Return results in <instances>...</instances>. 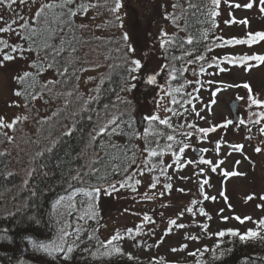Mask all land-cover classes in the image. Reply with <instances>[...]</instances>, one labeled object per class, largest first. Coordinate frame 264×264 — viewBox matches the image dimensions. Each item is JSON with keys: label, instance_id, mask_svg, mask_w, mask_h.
<instances>
[{"label": "rangeland", "instance_id": "374dc122", "mask_svg": "<svg viewBox=\"0 0 264 264\" xmlns=\"http://www.w3.org/2000/svg\"><path fill=\"white\" fill-rule=\"evenodd\" d=\"M47 2L48 0H35V2L27 0V3L20 4L17 0V3L11 7H8L6 3L0 4V17H3L0 20V28L5 27L18 16H23L24 20L30 22L40 5ZM88 2L98 6L91 7L87 15L78 14L75 17L79 25H86L80 28L82 44L75 59L79 69V92L83 96L92 95L96 86L109 71L110 65L125 64L124 53L127 52V46L122 37L124 33H127V44L135 49V57L142 60L144 67L138 74L139 78L131 81L136 84V88L123 91L120 97L129 102L127 109L135 116L137 124L142 125L144 115L155 113L158 104L161 105L159 115L162 118L171 116V113L164 111L165 106H171V98L165 97L163 101L160 100L162 95L160 86L165 85L166 74L161 73L155 85L148 84L145 76L148 73H155L162 64L167 63L165 51L159 43L161 30L170 35L179 33L180 30L171 19L166 18V13L181 17L186 0H122L123 6L116 14L109 10L112 7L111 0H108V3H105V0H88ZM248 2L250 0H221L218 7L211 3L214 10L219 13L216 16V33L211 51L206 53L205 61L186 65L188 71L185 72V80L193 81L186 87L193 97L192 104H188L187 111H184L182 115L171 116L176 126L185 123L195 124L198 129L221 125L227 120H232L230 103L237 99L239 101L237 114L243 119L245 129L240 130L234 123L229 124L227 128L218 127L214 132L206 135L194 129H183V131H193V135L186 140L191 147L185 150L182 162L189 159L198 161L201 153L196 154L194 149L207 148L209 151L202 154L205 159L212 160L213 163L224 161L216 172H212L210 166L198 163L187 164L180 169L173 166L168 169L171 180L160 176L157 187L152 189L149 184L152 182V177L159 175V172L145 171L141 176L139 169L134 165V169L130 172H135V178L142 181L136 186L135 191L129 187L119 188L117 185L119 190L111 195L101 192L96 202L99 216L95 228L104 240L119 230L123 239L115 243L122 248L127 257L130 253L133 259L141 261L164 260L170 264H198V261H203L206 264H213L214 253L211 250L216 249L218 243L219 249H224L229 244V235L221 238L215 233L226 229H238L241 233L248 229L256 230L259 228L256 222L264 218V200L260 198L264 196V133L261 132V128H264V117L259 116L260 112H264V105L249 107L250 94L243 87L245 83L250 84L251 95L264 100V63L248 61L253 67L246 70L244 66L230 64L223 59L225 56L264 55V41L250 46L248 44L228 45L222 42L231 38L246 39L250 32L264 31V13L259 11V0H251L253 2L251 9L243 7ZM173 4L179 7L174 9ZM235 4H240L241 7L237 8ZM116 15L121 17L122 27L120 21L116 20ZM244 19L248 20L247 25L239 22ZM24 20H17V24L12 27L19 31L18 25ZM226 21L233 22L225 23ZM177 23L180 25V19ZM0 38L7 40L9 44H16L19 41L16 31L0 33ZM216 38H222V40ZM214 58L218 59L213 62ZM209 64L212 66L209 67ZM201 65L205 68L203 73L199 72ZM28 68V57L21 59L19 56L0 67V117L4 118L6 123L12 122L17 116L21 117L16 121L14 128L1 130L7 133V136L13 137L9 141L3 136L2 147L7 150L12 165L10 168L21 175L28 174L29 164L34 154L47 144L44 134L48 130L45 129L43 132L42 127L63 104L62 93L59 91L51 92L45 89L31 103H25L20 96L14 95V92L18 90L14 77L21 75ZM220 68L226 71L221 72ZM193 69L196 70L195 75ZM45 79L48 81L51 76H45ZM196 80H200L201 83L196 84ZM13 101L19 106H14ZM193 104L195 112L200 113L199 117L192 111ZM257 119L259 123H255ZM217 141H221L219 152L215 148ZM225 143L243 145V150L230 149ZM256 147H260L262 151L257 153ZM230 152L231 155H229ZM145 156L146 153L139 158L138 163ZM166 159V164H169L173 157L167 155ZM237 161L239 164L236 163ZM140 166L143 167L142 164ZM200 168L204 169L203 173H200ZM223 170L237 171L246 175L225 178L221 174ZM181 177H187V179H181ZM204 179L209 180V184L204 186L205 192L209 196H215V201L202 200L199 183ZM120 180L122 178L116 181ZM166 183L172 184L170 191L163 187ZM181 188L185 190L183 193L177 190ZM160 192H165V195L161 197ZM221 192L227 200L221 196ZM249 195H252L253 199L248 200ZM192 200L202 201V203L193 206ZM187 207H193L195 216L185 211ZM199 207L205 209L211 216V220L197 211ZM220 209H223L222 213ZM182 211L184 215L178 218V214ZM145 214L151 217L154 223L144 221ZM222 216H227L229 219L224 221L221 219ZM235 216H240L242 219L248 216L252 219L240 223L234 218ZM172 219H176L177 224H185L186 227L177 228L171 225L169 221ZM205 223L208 224L207 230L201 227ZM79 224L82 225L80 237L86 238L91 233V229H88L90 223L80 220ZM138 225L142 226L140 234L134 231ZM169 227L172 231L165 235V230ZM128 229H133L132 237L134 238L127 234ZM149 229L152 231L150 232ZM261 235H264V230H261ZM192 236L199 239H190L189 237ZM184 244L187 248L179 250ZM205 246L209 251H204ZM173 248L178 251H171ZM189 253L196 254L189 255Z\"/></svg>", "mask_w": 264, "mask_h": 264}, {"label": "snow or ice", "instance_id": "6c2138e0", "mask_svg": "<svg viewBox=\"0 0 264 264\" xmlns=\"http://www.w3.org/2000/svg\"><path fill=\"white\" fill-rule=\"evenodd\" d=\"M35 2V0H33ZM221 0H211L212 5L219 6ZM7 4L8 7H11L17 0H0V4ZM20 4L27 3V0H19ZM105 3H108V0H105ZM112 7L109 9L114 14L119 13L122 8V0H111ZM98 5L91 4L88 0H48L47 3H43L40 5L39 9L36 11L35 15L31 18L32 23H29L27 20H24L23 16H18L17 19H13L10 23L6 24L5 27L0 28V33L3 32H11L16 31V34L21 37L23 41L27 43V47L24 46L23 43L17 44H9L7 40L0 38V67H3L5 62L13 61L19 56L21 59H25V53H35L37 59H34L29 64L30 68L36 69L35 72L25 71L22 75H18L14 77L18 84L25 86V91L16 90L14 95L22 96V95H31L28 93L27 89L35 90V86L37 84V76L46 71L47 69L56 68L60 75H63L68 71L67 67L61 68L57 67V58L61 57L65 51L75 52V47L72 46L71 40L67 38V35H70L74 31V27H86V25H74V18L80 15H87L89 9L91 7H96ZM230 6H232L230 4ZM235 7H241L240 4H235ZM259 11L264 13V0H259ZM174 9L179 7L177 4H173ZM244 8L251 9L253 7V2H248L243 5ZM188 8L194 9L197 8L196 3L193 0H188ZM219 13L216 10H211L209 15L211 17L217 16ZM183 15V11L181 12ZM116 20L120 21V26H123L121 17L116 15ZM166 18L171 19L176 27L179 29L180 25L177 21L180 19L179 16L174 15L173 13H166ZM3 17H0L2 20ZM17 20H24V23L18 25V28L22 31H17L12 27V25L17 24ZM233 21H226L225 23H232ZM242 24L247 25L249 22L247 19L239 21ZM213 25L215 26V21L213 20ZM67 28L68 33L64 34L65 29ZM59 38V44L55 43V40ZM123 40L127 46V52L125 55V64L127 70V80L128 83L121 87V91H131L136 88V84L131 81H136L139 76L140 70L144 67L142 60L135 57V49L132 48L130 44H127L128 34H123ZM203 39H208L207 31H205L203 35ZM218 40H222V38H216ZM259 41H264V31L256 32V33H248L246 39H237L231 38L228 40H223L224 44L235 45V44H248L249 46ZM160 47L164 49L165 52H168L169 49L178 47L183 50V55L175 56L172 55L170 57L166 56L165 59L168 60V63L162 64L160 69L155 73H148L145 76V80L148 84L155 85L157 84V77L161 75V73H165L167 76V80L165 81V85H161V93L160 100L163 101L165 97H170V105H180L181 101L177 99V94L182 93L184 91V85L181 84L179 86H173L169 81H175L178 78L179 74H182L188 71L186 65L195 64L198 61H205L206 55L200 54L197 55L194 59H189L192 53L186 49H184L185 38L177 37L175 34H169L166 31L161 30L160 38H159ZM186 43L192 45L194 43L193 35L189 34L186 37ZM5 49H9V51H5ZM43 51L45 53L44 60L39 59L40 52ZM207 51L210 52L211 48H207ZM17 55H13V54ZM214 58L213 62H215ZM225 61L230 64H239L244 66L246 70H250L253 67L252 64H249L248 61H258L260 63H264V55H243V56H225L223 57ZM184 61V65L177 68L174 61ZM45 61L47 62L45 64ZM212 65L209 64V67ZM221 72L226 71L224 68L219 69ZM199 72H205V68L203 65L200 66ZM136 73V74H134ZM193 74H196V70L193 69ZM91 79V78H90ZM50 84L58 83V81H49ZM185 84H191L193 81L185 80ZM196 84H200V80L195 81ZM209 83H213L209 81ZM46 87V85H45ZM249 92V107L252 105H264V100L257 99L251 95L252 88L250 84L245 83L243 85ZM194 91H199V89H194ZM189 99L184 100L183 104H192L193 97L191 93L187 94ZM36 96L32 95V99H35ZM96 99L95 97H88L84 100L82 111L88 110V105ZM242 99V98H240ZM117 100L121 103H129L128 101L123 100L121 97H117ZM214 103V101H213ZM14 106H19L17 102L13 101ZM160 104L157 105V110L153 114H146L142 117V125L141 128L138 129L136 127L135 117L132 116L129 112L124 111L119 115H110L108 113V105L104 106L103 113L97 112L96 116L98 119L103 117L101 120L99 127L94 128L93 132L89 133V142L86 145L87 148L92 149L94 151V155L90 159L88 163H86L82 168L75 169V175H69L67 178V188L65 189L66 195L59 196L54 203L52 204V212L55 214L54 223L57 226L56 236L54 239L41 240L38 238H33L31 235L28 236V239L31 243V247L33 251L38 253H44L47 256L51 257L53 260L58 257L65 260L71 261L72 254L74 251L79 248V244L77 241L80 240V233L82 231L81 225L79 224L80 220H84L85 217L89 219H95L97 217L96 210V202L103 192L105 195H111L113 192L118 191L119 188L129 187L132 188L133 191L136 190V186L140 185L142 181L140 179H136V173L130 172L129 170L133 165H136L139 169V174L142 176L145 171L159 172V175H154L152 177V182L149 184V187L155 189L157 184L159 183L160 176L166 177L168 180H171V176L168 175V169L175 166L176 169H180L185 167L187 164H203L211 167L212 172H216L217 168L220 164H223L224 161L220 160L217 163H213L212 160L205 159L203 157V153L209 151V149H194L195 151H199L201 153L200 159L198 161L186 160L182 162V156L186 149L190 148V143L186 142L187 138H190L193 135V131H183V129H194L201 134H207L209 132H214L216 128L223 127L227 128L229 124H232V120H227L221 125H214L209 128H198L195 124H179L177 126H173L171 123V116H179L182 115L181 112L177 110L175 107L165 106L164 111L166 113H171V116H164L163 118L159 115ZM184 111H187L185 108ZM192 111L195 112V105H192ZM195 114L199 117L200 113L195 112ZM127 116V120L124 117ZM260 117H264V112L259 113ZM203 119V117H200ZM21 117L17 116L12 122L6 123L4 118L0 117V130L4 128L12 129L16 121L20 120ZM23 119H27V117H23ZM89 120H92V116L88 117ZM259 119L255 121V123H259ZM240 124H243V119H240ZM165 126V127H161ZM167 129L168 131H166ZM75 131V125L72 128H68L66 132L62 133V136H70ZM261 132L264 133V128H261ZM0 135H3L6 139L11 141L13 137L7 136V133L0 131ZM116 135H123L128 137V143L121 145L114 142L111 138ZM178 136H182L185 139H178ZM108 137L107 140L104 138ZM140 140L144 147L140 148L138 144L133 143L134 140ZM250 139V137H249ZM60 138H57L51 141L50 145L41 151L36 153V158L43 157L45 153H52L54 148L59 143ZM221 141H217L215 144L216 151L219 152ZM231 148L242 151L243 145H229ZM100 149L104 151V156L101 157L98 154H95V150ZM255 151L260 153L262 149L260 147H256ZM146 153L145 158L138 163V154L143 155ZM167 153H171L173 157L172 162L169 164H165L163 161V156ZM2 155V153H0ZM231 155V152L229 153ZM160 157V159L156 162L153 161V158ZM247 158V157H246ZM239 164V161L236 162ZM143 165L141 167L140 165ZM99 165V167H97ZM59 163L57 167H59ZM41 169L45 166L41 165ZM36 169L33 168L28 172V178L30 179L32 175L35 173ZM72 170H69V173ZM204 169L200 168V173H203ZM120 174L122 176V180L113 182L111 180V176ZM222 176L225 178L232 176H243L246 173H240L237 171H222ZM9 176L13 175V173L9 172ZM47 175V173H44ZM181 179H187V177H181ZM95 181V182H93ZM28 179L24 181V184L27 185ZM209 184L208 179H204L199 183V191L202 194V200H213L215 201V196H209L207 192H205L204 186ZM80 185V186H77ZM119 185V188L117 187ZM166 190L172 189L171 183H166L163 186ZM179 192L183 193L185 190L183 188L177 189ZM32 195H36L33 191ZM147 195V194H145ZM159 195L162 197L165 195V192H160ZM77 196H83L84 199L79 201L80 207H77ZM221 196H224L225 200L227 197L221 192ZM149 199H153L154 197H148ZM264 200V196L260 197ZM248 200L253 199L252 195L247 197ZM202 203V201L192 200L191 204L193 206ZM231 207V205H229ZM63 209V211H61ZM188 213H192L195 216V212L193 211V207H187L185 209ZM197 211L205 216L208 220H211V216L205 211L203 207H199ZM220 212H223V209H220ZM76 214L75 219L77 221L75 228L70 231L69 229L73 228L71 219L73 214ZM184 212H180L178 214V218L182 217ZM240 223H244V221L251 220V217L245 216L243 219L240 216L234 217ZM222 220L227 221L229 218L227 216H222ZM144 221H148L154 223L152 218L145 214ZM33 223L36 226H39L42 221L40 218H36ZM171 225H175L177 228H185V224H177L176 219H172L169 221ZM259 225V228L256 230L248 229L246 232L241 233L238 229H226L221 230L215 233L218 237H224L225 235H231L233 237H238L241 242H246L249 239L261 238L264 239V236L261 235V230H264V218L260 219L256 222ZM202 229L207 230L208 224L205 223L201 225ZM135 233L140 234L142 232V226L138 225L135 228ZM151 232L152 230L149 229ZM172 228L169 227L165 230V235L170 233ZM127 234L132 237L133 229H128ZM74 239L71 243H69L68 238L73 237ZM6 237L0 235V240H4ZM134 238V237H132ZM190 239H199V237H189ZM89 239H96L97 249L95 252H91L90 255L97 257H111L113 254L124 255L123 250L114 242L120 241L123 239V236L119 230L115 232L110 238L106 241L100 240L98 237L89 236ZM222 243V241L220 242ZM219 243L216 246V249H219ZM187 248V245L184 244L181 246L182 250ZM103 249V251H101ZM216 249H212L214 259L222 258L224 256V252L220 251L218 254ZM84 252H89L88 248L82 249ZM171 251L176 252L178 249L173 248ZM200 251L199 249L197 250ZM204 251H209L207 246H205ZM196 253H189V255H195ZM129 259H133L130 253L127 254ZM203 255V252H201ZM198 264H206V262L198 261ZM244 264H251L249 259L246 257L244 260Z\"/></svg>", "mask_w": 264, "mask_h": 264}, {"label": "trees", "instance_id": "16d2710c", "mask_svg": "<svg viewBox=\"0 0 264 264\" xmlns=\"http://www.w3.org/2000/svg\"><path fill=\"white\" fill-rule=\"evenodd\" d=\"M193 2L196 3L197 8L189 9L188 0H186L183 15L180 17V32L175 33L177 37L185 38L184 49L192 53L190 57H187L189 59H194L200 54L206 55L208 52L207 48H211L213 45L212 41L216 33L217 23L216 16L211 17L209 15V12L215 9L211 5L210 0H193ZM77 3H79V0ZM213 20L215 21V26L213 25ZM29 23H32V20ZM74 25H79L75 18ZM205 31H207L208 39H203ZM67 33L68 30L66 28L64 34ZM189 34L194 37L192 45L186 43V37ZM81 35L80 27H74V31L67 35V38L71 40V44L76 51H65L61 57L57 58V67L61 68V70L63 67H67L68 71L63 75H60L56 68L43 71L37 76L38 82L35 90H26L31 95L20 96L25 103H31L33 101L32 95L37 97L45 89L62 93L61 101L63 104L56 109L50 121L46 122L42 127L43 132L45 129L48 130L44 134L47 138V144L41 147L39 151L48 147L51 141L57 138H60V141L52 153H45L40 158H36V154H34L29 164V169L35 168L36 171L30 179L28 174L21 175L10 168L12 165L7 155V150L2 147L3 135H0V153H2L0 155V235L6 237L4 240H0V264H170V262H164V260L141 261L129 259L126 255L120 254H113L111 257H94L90 255L91 252L96 251L97 243L96 239L90 240L89 236L98 237L100 240L106 241L95 228L99 216L97 205V217L95 219L85 217L83 220V222L88 221L90 223L91 226L89 225L88 229H91V233L86 238L81 236L80 240L77 241L79 248L72 254L71 261H65L59 257L53 260L44 253L33 251L31 247L28 239L29 235L41 240L54 239L56 236L57 226L54 223L55 214L52 212V204L59 196L66 195L65 189L67 188L68 176L75 175V169L82 168L94 155V151L87 148L86 145L89 142V133L93 132L94 128H98L103 119V117L98 119L96 113H103L104 106L108 105V113L110 115H119L121 112L127 111L134 116L128 111V104L117 100V97H120L123 93L120 90L121 87L126 85L128 81L127 66L125 64L116 63L110 65L109 71L96 86L92 95L83 96L79 92V69L75 59L78 49L81 48ZM59 42V38H57L55 43L59 44ZM17 43H23L27 47V43L20 36ZM172 55L181 56L183 55V50L174 47L165 52V57ZM25 56L28 57L29 64L32 60L37 59L35 53H25ZM44 57L45 53L41 51L39 59L44 60ZM173 63H175L177 68L184 65V61L179 60ZM27 71L35 72L36 69L29 67ZM48 75L51 76V79L47 81L45 76ZM185 77L186 74L184 72L178 75L177 80L171 82L173 86L184 85V91L177 94V99L181 101L183 106L171 105V107L177 108L181 113L188 106V104H183V101L189 99L187 84L184 83ZM49 81H58V83L50 84L48 83ZM18 90L25 91V86L18 84ZM88 97H95L96 99L88 105L87 111H82L84 100ZM89 116H92V120L88 119ZM124 119L127 120V116ZM171 123L176 126L172 119ZM73 125H75V131L72 135L62 136V133L66 132L68 128H72ZM136 127L138 129L141 128L137 121ZM165 130L168 131L167 129ZM104 139L107 140L108 137ZM111 139L121 145L128 143V137L123 135H116ZM178 139H183V137L178 136ZM133 143L138 144L141 149L144 147L143 143L138 139L134 140ZM95 154L103 157L104 151L96 149ZM167 155H171V153L163 156L162 159L165 164ZM141 157L142 155L138 154V160ZM159 159L160 157L153 158V161L156 162ZM58 163L59 167H57ZM41 165L45 167L41 169ZM133 168L134 165L129 171L133 170ZM70 169L72 171L69 173ZM9 172L13 173V175L9 176ZM44 173H47V175H44ZM120 178H122L120 174L111 176L113 182ZM26 179H28L27 185L24 184ZM33 191L36 195H32ZM76 199L77 207L79 208V201L84 199V197L77 196ZM75 216L76 214L74 213L73 217L70 218L73 225V228L69 229L70 231L75 228L77 223ZM36 218H40L42 221L39 226L33 223ZM73 239L69 237V243ZM228 240L229 244L226 248H220L216 251L217 254L223 251L225 253L224 256L217 259L213 258V264H244L246 257L251 264H264V239L254 238L241 242L238 237L229 235ZM85 248H88L89 252L82 251Z\"/></svg>", "mask_w": 264, "mask_h": 264}, {"label": "water", "instance_id": "95a60500", "mask_svg": "<svg viewBox=\"0 0 264 264\" xmlns=\"http://www.w3.org/2000/svg\"><path fill=\"white\" fill-rule=\"evenodd\" d=\"M238 106H239V101L237 99H234L230 103L231 112L234 115L233 116V122L236 123V124L239 123V121H240V117L236 114ZM239 126H240V128H243L244 125L239 123ZM229 145H231V144L227 143V146L229 148H231ZM195 153L199 154L200 152L199 151H195Z\"/></svg>", "mask_w": 264, "mask_h": 264}]
</instances>
